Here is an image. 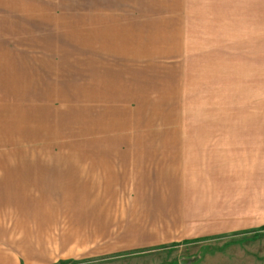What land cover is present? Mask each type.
Instances as JSON below:
<instances>
[{"label": "crops", "instance_id": "obj_1", "mask_svg": "<svg viewBox=\"0 0 264 264\" xmlns=\"http://www.w3.org/2000/svg\"><path fill=\"white\" fill-rule=\"evenodd\" d=\"M244 3L256 118L238 137L196 130L191 145L187 0H0V264L41 263L25 234L63 230L35 228L41 217L83 234L82 264L161 250L162 264H264V0ZM57 9L82 10V144L27 162L26 42Z\"/></svg>", "mask_w": 264, "mask_h": 264}, {"label": "rangeland", "instance_id": "obj_2", "mask_svg": "<svg viewBox=\"0 0 264 264\" xmlns=\"http://www.w3.org/2000/svg\"><path fill=\"white\" fill-rule=\"evenodd\" d=\"M245 1L251 0H187L185 128L191 145L196 130L228 128L237 135L256 118V64L252 66V59L256 62L257 21L250 14L252 2L248 8ZM56 11L51 23L45 24L43 17L41 41L26 42L27 162L49 160L70 147L80 151L82 144V10ZM238 149L236 158L242 156ZM52 219L38 218L42 226L35 228L59 227L62 231L25 234L28 253L34 257L31 261L82 264L83 234L66 231L74 225L50 226ZM125 255L131 264H162L173 258L166 250Z\"/></svg>", "mask_w": 264, "mask_h": 264}]
</instances>
